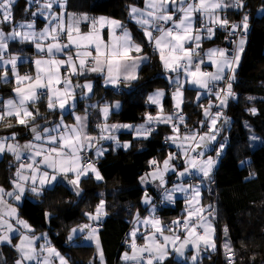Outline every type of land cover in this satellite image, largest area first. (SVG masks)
<instances>
[{"label": "snow or ice", "instance_id": "6c2138e0", "mask_svg": "<svg viewBox=\"0 0 264 264\" xmlns=\"http://www.w3.org/2000/svg\"><path fill=\"white\" fill-rule=\"evenodd\" d=\"M14 3L15 0H0V24H12V30L9 32L0 29V66L4 68L0 71V82L14 81L15 83L12 88L14 95L0 101V122L4 127L11 128L13 127L12 118H14L16 125L24 126L31 131L32 138L21 145L15 142L16 132H13L11 137H0V154L10 153L19 164L15 173L16 180L13 181V190L6 191L0 187V244H12L13 237L10 234L19 231L20 228L25 230L20 233L19 242L12 244L17 253L13 264H52L53 257L58 264H69V261L48 243L46 234L43 236L44 243L39 244L38 248L35 246L39 238L29 234L32 232L30 226L16 215V208L5 201V195L19 201L21 196L29 191L34 197L39 198L46 192H54L57 187L63 186L59 179L62 177L71 185L75 195L81 197V177L94 178L97 182L103 179L95 162L83 158L88 149H94L95 157L99 158L105 149L96 147V142L109 140L113 142V150L116 147L127 150L130 142L120 143L116 136L118 129H127L132 132L134 138L147 140L161 124L170 126L172 134L167 135L165 141L175 144L178 151L170 152L162 162L155 158L149 159L148 166L152 171L141 176L140 181L145 183L148 177H151L153 181L158 180V187L163 189L160 194L162 203L173 202L176 192L184 194L185 203L188 205V215L184 217L182 227L186 235L179 247L176 246V241L180 240L179 235L174 237L164 235V232H172L181 225L178 221H173L170 227L162 226L155 216V207L151 206V198L145 194L143 203L149 205L150 215L144 217L143 224L146 228L150 225L152 233L145 236L144 245L138 247L135 243L136 229H133L132 252L131 254L125 252L121 259L126 264L127 262L160 264L168 254L167 246L170 243L178 255H183L185 246L191 244L194 250L191 257L192 264L197 262L201 244L205 250L214 251L216 247L212 239L214 229L203 215L204 212L212 209V206L205 208L200 205L199 184H174L171 189H168L165 186L164 177L165 173L173 172L180 179H184L186 175L193 179L200 176L210 178L216 158L207 155L209 144L215 142L213 150L217 158L226 149L227 137L224 142L217 140L221 130L217 125L229 98H235L232 81L235 79V71L244 51L243 37L249 30V15L244 11L245 0H143L142 8L130 4L128 16L142 30L141 42L135 41L121 21L67 11V0H42V2L28 0L30 6L37 5L32 16H43L48 21L44 28L37 32L34 23L30 20L12 23ZM227 9H234L237 14L243 13L238 23L230 22L227 16L220 15ZM28 10L25 9V11ZM197 15L200 18L199 27H196L194 22ZM82 23L86 25V30L81 28ZM217 26L229 36L237 37L235 41H232L234 47L231 55L225 48L202 49L204 40H211L215 35ZM104 28H107L106 40L102 36ZM117 30H119L118 33ZM143 40H147L148 45L159 53L160 62L165 72L169 74L170 85L175 84V90L172 93L173 112L170 114L163 112L160 100L165 93L163 90H157L148 96V102L156 105L155 116L146 112L144 122L137 125L97 123L99 135H90L86 131L87 109L99 107L101 115L107 121L110 107L119 109L120 104L119 102L112 105L107 102L103 105L86 104L84 115H76L75 89L77 87L81 89V99L86 101L90 99L89 93L93 90V84L87 78L89 73H100L105 85L110 84L114 88L120 83L125 86L130 85L137 79L136 72L139 66L147 60L146 56L141 55ZM9 41L30 42L35 45L36 58L31 61V64L35 66L34 76L27 73L20 75L17 72L19 58L16 55L5 58ZM45 41L48 42L45 43ZM205 61L210 65L211 71L207 70V66L202 67ZM23 62L28 63L27 60ZM8 65L11 66L12 81L9 80ZM172 74H175L174 80L171 78ZM73 77H83L85 83L73 84ZM221 81H225V87L218 88L217 84ZM185 85L194 86L197 89V100L202 94L200 90H203L210 96L214 94L219 101V104L214 106L209 100L207 108L200 105L204 109L205 116L201 125H207V132L196 130L183 134L180 132L181 123L187 127L185 117L181 113ZM45 97L49 111L56 108L61 110V120L51 127L36 123V119L40 116L38 102ZM248 99L253 98L248 97ZM70 101L75 123L66 124L63 112L67 111L66 105ZM30 107L36 109L35 113L30 110ZM248 111L255 115L257 110L253 107ZM223 120L224 124L228 123L227 117H223ZM217 144L218 147H216ZM25 152L27 153L26 161L22 160ZM206 155L207 159H204ZM180 159L184 161L182 171L172 163L173 160ZM254 175L255 173H250V176ZM103 195L100 193L101 197ZM104 205V199H100L95 213L85 212L84 216L89 221L99 220L106 214ZM209 215L211 216V212ZM45 217L49 218V213L45 212ZM192 217L198 218L199 223L190 222ZM133 219L139 222V216ZM12 220H15L20 228H14ZM200 228L203 232L199 231ZM77 232L83 235L86 241L94 243L99 253L100 245L95 228L90 224H81L71 229L68 240L72 241ZM156 233L160 235L157 236ZM223 247L227 264H234L235 254L231 245L225 242ZM100 260L103 264L102 253H100Z\"/></svg>", "mask_w": 264, "mask_h": 264}, {"label": "trees", "instance_id": "16d2710c", "mask_svg": "<svg viewBox=\"0 0 264 264\" xmlns=\"http://www.w3.org/2000/svg\"><path fill=\"white\" fill-rule=\"evenodd\" d=\"M142 1L67 0V11L87 13L90 17L106 16L121 21L130 29L135 41L141 42V30L130 21L128 6L135 4L141 7ZM245 5L244 10L249 15L246 46L232 81L235 98L229 100L222 116L228 119L226 126L222 125L220 136L227 137L226 149L215 167L212 190L208 195L203 190L202 196V205L205 208L212 206L206 212L214 209L216 250L203 255L196 264H227L225 251L222 250V234L225 229L227 233L224 239L235 254L234 264H264V0H246ZM25 9V0L14 3L13 22L27 18L28 11ZM259 10L263 11L261 15H258ZM238 19L239 15L233 11L231 22L237 23ZM10 25L11 23L2 24L5 31ZM225 33H221V38L216 43H222ZM142 47L149 59L140 67L132 91L115 95L97 85L103 99L110 95V98L121 101L122 108L118 113L112 114L109 120L111 123L136 124L143 120L146 112L154 114V107L147 106L145 100L156 89L165 93L163 106L167 113L173 112L170 99L173 87L169 84L157 56L151 53L144 40ZM8 49L11 53L32 54L30 47L17 42H10ZM10 85L12 82L1 84L0 97L10 93ZM195 96V91L185 88L181 113L187 127L181 123V133L204 128L201 125L204 109L200 105L205 107L208 100L212 104L216 100L213 96L212 99L206 100L204 97L195 101ZM97 97L99 95L94 93L89 101L96 100ZM248 97L253 99L249 100ZM253 107L257 110L256 114L249 115L246 110ZM249 132L261 136L260 144L254 149L249 146ZM170 133L171 129L166 125H159L147 140H136L131 134L121 133L120 138L130 142V147L127 150L109 151L96 161V167L103 177L100 182H95L92 178L81 180V197L75 196L64 185L39 198L25 197L17 207L18 216L28 223L33 233L47 232L52 246L70 264H91V260L96 264L93 248L79 244L82 236L76 239V244H70L67 236L74 226L87 223L84 213L93 212L100 199H104L106 215L100 221L101 228L97 233L105 264H113L122 251L121 242L124 236H128L133 217L145 212L142 196L146 190L140 185V177L152 170L148 166L149 159L161 161L166 153H172L173 149L165 141V136ZM7 162L6 159L0 161V185L5 187H9L12 178V168ZM250 173L255 175L250 176ZM100 193L104 194L103 197ZM155 195L156 192L153 193V199ZM182 206V199H177L172 206L163 207L158 217L167 223L180 214ZM45 212L49 213V218L45 217ZM0 256L3 259L2 264H11L17 258L12 245L0 246ZM160 264L185 263L171 256Z\"/></svg>", "mask_w": 264, "mask_h": 264}, {"label": "crops", "instance_id": "0c3cea01", "mask_svg": "<svg viewBox=\"0 0 264 264\" xmlns=\"http://www.w3.org/2000/svg\"><path fill=\"white\" fill-rule=\"evenodd\" d=\"M17 0H15L16 2ZM143 7V1H142V6L141 8ZM36 11L35 9H30L27 13V18L24 20H21L23 22L25 21H32L35 25V30L37 32H39L40 30H42L44 27L42 24L43 23V19L44 17L43 16H35L33 17L32 16V12ZM233 11H235L234 9H227L225 11H222L220 13L221 16H227V18L229 19V21L231 22V14L233 13ZM263 13L262 10H259L258 11V15H261ZM178 15V13H177ZM100 17V16H98ZM106 17V16H104ZM139 30H141L135 23L134 21L130 20ZM199 21H200V18L199 16L197 15L195 18H194V22H195V26L196 27H199ZM124 25V24H123ZM81 28L83 30H86V25L85 24H81ZM129 32L131 33L130 29L128 28ZM119 32V30H117V33ZM224 30L221 29L220 27H216L215 28V35L213 36V38L211 40H207L205 39L203 44H202V49L203 50H207L209 48H224V46L222 45V43L220 42H217L218 40H220L221 38V33L223 34ZM132 34V33H131ZM141 34L143 36V32L141 30ZM102 36L104 37V39L106 40L107 39V28H104L102 29ZM245 39V45H244V49H245V46H246V41H247V38H246V35L243 37ZM146 42V45H148V42L147 40H144ZM11 42H17L18 44H22V45H26L28 47L31 48L32 50V54L31 55H22V54H17V53H6L5 52V58H9L11 55H16L18 58H19V62H18V66H17V72L20 74V75H24V74H29V75H32L34 76L35 75V66L31 64V61L36 58V48H35V45L31 44L30 42H20V41H11ZM48 41H45V43H47ZM65 42H66V36H65ZM10 43V42H9ZM148 47L150 48L149 50H151V53L152 54H155L159 60V63H160V66L161 68L163 69L164 73L166 74L167 76V80L169 82V74L165 72L164 68H163V65L161 64L160 62V59H159V53L158 52H155L153 50V47L149 46ZM263 52H264V48H263ZM243 54V52H242ZM242 54H241V58H242ZM132 55H136L135 53H132ZM141 55L143 56H146L147 57V60L142 63L139 68L137 69V72H136V75H137V79H138V71L140 69V67L145 64L146 62H148V59H149V56L147 54V52H143L141 53ZM27 60L28 63H24L23 61ZM241 61V60H240ZM207 66V70L211 71V67L210 65L208 64L207 61H205V65H202V67H205ZM239 66V64H238ZM237 66V68H238ZM236 68V70H237ZM4 68L2 66H0V71H3ZM7 70H8V73H9V80H13V78L11 77V66L8 65L7 66ZM183 76V73L181 72V77ZM172 77V76H171ZM87 78L88 80H90L93 84V90L92 92L89 93V96L90 98H92L94 96V93L98 94L99 97H97L96 100H93V101H89L90 99H88L87 101L86 100H83L81 99V89L79 87H77L75 89V101H76V109H75V114L76 115H81L83 116L84 113H85V106L86 104H99V105H103L105 102H107L109 105H112L113 103L115 102H119L120 104V108L119 109H116V108H111L110 107V110H109V115H108V118H107V121L104 120V117L101 115L100 111H99V107L93 109V108H88V109H91L92 112L90 114H88V125H87V129L86 131L92 135V136H98L99 135V129H97L96 125L97 123H100V124H104L105 122L109 125L111 124H122V123H111L109 122L111 116L113 113H118L121 108H122V104H121V101L118 100V99H115V98H110L111 96L109 95L108 97H106L105 99L104 96L102 94H100V91H99V88H98V84L101 86V88L104 90V91H108L110 92L112 89H113V86L112 85H105L104 83V79H103V76L100 74V73H89L87 74ZM136 79V80H137ZM136 80L132 81L130 85L128 86H125L123 83L121 85V89L123 90V92H129V91H132L133 89V83L136 82ZM72 83L73 84H79V85H83L85 83V79L83 77H73L72 78ZM222 83V82H221ZM1 84H6V83H3V82H0V86ZM220 85V82L217 84V86ZM15 86V83L14 81L12 82V85L9 86L10 88V93L8 95H4V96H1L0 97V101H2L3 99H8V98H11L14 93H12V88ZM185 88H188V89H191L193 91H197V89H195L194 86H188V85H185ZM96 90V92H94ZM102 90V91H103ZM201 93H207V92H204L203 90H200ZM112 92V91H111ZM153 92V91H152ZM151 92V93H152ZM102 93V92H101ZM150 94V93H149ZM108 99H111V100H108ZM100 100H103L101 103H99ZM195 101H197V97L195 96ZM206 100H207V96H206ZM229 102V101H228ZM71 101L69 102L68 105H66V108H67V111L63 112V119H64V122L66 124H73L75 123L74 121V118L72 116V112H73V109L72 107L70 106L71 105ZM228 104V103H227ZM37 107L40 109V116L36 119V123L39 124V125H47L49 127L53 126L55 123H59V121L61 120V110L59 108H56L55 110L53 111H49L47 109V100H46V97L44 99H42L40 102H38V105ZM87 109V110H88ZM250 109V108H248ZM248 109L246 110V112L249 114V115H253L251 114ZM30 110L33 111L35 113L36 109L35 108H31L30 107ZM173 111V110H172ZM46 118V119H45ZM222 121L220 122V120L218 121V126L221 127V125H223V122L224 120L221 119ZM12 123H13V127L11 128H6L3 126V123L0 122V137H4V136H7V137H11L12 133L13 132H16L17 133V138H16V141L15 142H18L19 144L23 145L25 142L31 140L32 138V133L31 131L27 130L24 126H20V125H16L15 124V120L14 118H12ZM221 123V124H220ZM129 125H135V124H129ZM161 125H165V124H161ZM168 127H170L169 125H166ZM221 129V128H220ZM41 131H42V128H41ZM121 133H128V134H131L132 138L133 139H136V140H140V139H143V138H134V136L132 135V132L127 130V129H123V128H120L116 131V136H117V139L120 141V143H123L124 141L120 138V134ZM220 133H221V130H220ZM219 133V134H220ZM183 134V133H181ZM220 137V136H219ZM261 142V141H260ZM167 146L169 145L170 146V143L169 142H166ZM260 144V143H259ZM96 147H100V148H103L105 149L103 155L109 151H116V149H124L123 147L121 148H118L116 147L115 150H113V142L112 141H109V140H100V141H97L96 142ZM173 151L172 153H176L173 146H170ZM85 153L88 154L89 158L91 160H93L95 162V166H96V161L99 159V158H102V156H100L99 158H96L95 157V151L94 149H88ZM26 157H27V153L25 152L23 155H22V160H25L26 161ZM6 159L8 162V166L10 168H12V178L9 182V187H5L3 185H0V187L4 188L6 191H12L13 190V181L16 180V176H15V173H16V169L19 167V164L15 161L14 157L10 154V153H3V154H0V161ZM39 159V158H37ZM182 160V159H181ZM43 167V166H41ZM71 175V174H70ZM145 175V174H144ZM143 175V176H144ZM167 174H165L166 176ZM89 176H91V173H89ZM174 175L173 174H170L167 178H168V182L171 181V180H175V178H173ZM87 177H81V180L83 179H86ZM62 185L66 186L71 192L72 190L69 188V184L67 183V181L63 180L62 177L59 178ZM95 182H97L94 178H92ZM100 182V181H99ZM168 182L165 184V186L168 184ZM20 183H24L23 181H20ZM29 184L31 183L30 181L28 182ZM140 185L142 186V188H144L146 190V192L148 193L147 195L151 198V202H152V199H153V193L157 192V191H160L161 188L158 187L159 185V181H153L150 177H148L146 179V182L145 183H141L140 181ZM169 189V188H168ZM73 193V192H72ZM75 195V194H74ZM76 196V195H75ZM25 197H29V198H32L34 199L35 197L31 194V192H28L26 191L22 196H21V199L19 201H16L14 198H9L8 196L5 195L4 199L5 201H7L8 204H10L11 206L15 207L16 208V215L18 216V205L21 203V201L25 198ZM177 200V199H176ZM166 206H172L173 204H170L168 202H164ZM182 204H183V201H182ZM143 207L145 208V212L141 215H139V220H140V217L141 216H144L145 214H147L149 211V205L148 204H143ZM152 206V205H151ZM153 207V206H152ZM183 207V206H182ZM96 208V206H95ZM95 210V209H94ZM104 212H105V209H104ZM183 214L184 211H182ZM205 213V212H204ZM203 213V215H204ZM106 214L102 215L101 216V221L103 220V218L105 217ZM158 219H160L159 217H157ZM7 219V217H6ZM198 220V218L196 217H192L190 218V222H195ZM180 221H184V218H182ZM179 221V222H180ZM160 222H161V225L166 227V225L168 223L171 224V221H168L167 223H165L163 220L160 219ZM11 223H13L14 225V228H16V221L15 220H12ZM88 223V222H87ZM95 223V222H94ZM96 223H99L100 224V221L99 222H96ZM136 224H138L137 222H135ZM135 223L131 226L132 230L134 229V225ZM86 224V223H85ZM172 225V224H171ZM167 228V227H166ZM175 231V230H174ZM200 232H202L201 228L199 229ZM168 232V231H167ZM185 231L183 230V233ZM17 232H14L12 234H10V236L13 237V241H12V244L14 243L15 241V235H16ZM141 236V235H140ZM140 236H138V234L136 233V239H137V246L140 245V241H141V238ZM128 237H129V231H128ZM130 238V237H129ZM82 239V238H81ZM139 240V242H138ZM216 243V242H215ZM7 244V243H5ZM100 244V243H99ZM7 245H10V244H7ZM130 254V251L128 252ZM203 256V254H201ZM201 256V257H202ZM200 260V259H199ZM198 262V261H197ZM196 262V263H197Z\"/></svg>", "mask_w": 264, "mask_h": 264}, {"label": "rangeland", "instance_id": "374dc122", "mask_svg": "<svg viewBox=\"0 0 264 264\" xmlns=\"http://www.w3.org/2000/svg\"><path fill=\"white\" fill-rule=\"evenodd\" d=\"M26 1V9H35L36 10V8H37V5H35V4H32L31 6L29 5V3H28V0H25ZM41 2H42V0H41ZM28 10V11H29ZM44 21H43V23L42 24H44L45 22V24H47L48 23V21L47 20H45V19H43ZM17 22H23V21H17ZM16 21L15 22H13V23H17ZM45 24L43 25V27L45 26ZM0 29H3V26H2V24H0ZM12 30V24L10 25V28L8 29V30H4L3 29V31H5V32H9V31H11ZM9 42H11V41H9ZM9 42H8V44H9ZM11 50H7L6 51V53H10L11 54V52H10ZM173 80L175 79V74H172V77H171ZM222 82V81H221ZM220 82V83H221ZM170 84V83H169ZM172 85V90H171V95H170V99H171V110H173V101H172V93H173V91L175 90V84L173 83V84H171ZM157 90H161V89H156V90H154L152 93H155ZM152 93H150V94H152ZM195 95H196V92H195ZM208 94L207 93H202L201 94V97H200V99L199 100H201V99H203L204 97H206ZM148 96H149V94L147 95V97H146V100H145V104L147 105V106H150V107H154V109H155V111H154V114H152L153 116H155L156 115V112H157V109H156V105H153V104H151L150 102H148ZM163 99H164V96L163 97H161V100H160V103H161V105H162V108H163V112L165 113V114H169V113H167V111L165 110V108H164V106H163ZM231 98H229V100H230ZM199 100H197V101H199ZM228 100V101H229ZM209 101V100H208ZM207 101V103L205 104V107L204 108H207L208 107V104H209V102ZM181 106H182V104H181ZM223 110H225V107L223 108ZM183 115V114H182ZM203 117H204V120H205V116H204V110H203ZM221 119H223V117L221 118ZM220 119V120H221ZM144 122V118H143V120L141 121V122H138V123H136L135 125H137V124H142ZM223 124H224V122H223ZM204 126V128H202L201 127V129H200V131L201 132H207V125L205 124V125H203ZM226 126V124H224V127ZM218 127H220V126H218ZM222 129V128H221ZM172 133H170V134H168V135H171ZM219 136H221V133L220 134H218V136H217V140H219V141H221V142H224L225 141V137H226V135H222V137H219ZM166 137V136H165ZM249 137H254V139H249V146H250V148L251 149H254V148H256V146H258V144L260 143V141H261V136H259L258 134H256L255 132H249L248 133V138ZM169 143H170V146H173V148H174V150H175V152H177L178 151V149H177V147H176V145L175 144H173V143H171L170 141H169ZM122 144V143H121ZM213 144H215V142H212L211 144H209V147H208V150H207V155H211L212 157H214V158H216V164H215V166H214V168H213V171L210 173V178H203L202 176H200L199 178H201L199 181L198 180H194L192 177H189V176H185V178L184 179H180V178H178L177 176H176V174L175 173H173V172H168V173H165V174H167L164 178H165V182L167 183L168 182V176L170 175V174H173L174 175V177L173 178H175V180L173 181V183L170 185V182H168V184L167 185H170L169 187V189H171L172 187H173V185L174 184H177V185H179V184H192V185H197V184H199V186H200V205H202V196H203V190H205V193L208 195L209 194V192L212 190V178H213V173H214V170H215V167H216V165H217V163H218V161H219V158L220 157H216V152L213 150ZM169 146V145H168ZM169 146V147H170ZM219 145L217 144L216 145V147H218ZM118 148H120V147H118ZM122 148V147H121ZM116 150H125V149H116ZM224 152V151H223ZM168 154H169V152L168 153H166V155H165V157L164 158H166L167 156H168ZM223 154V153H222ZM207 155L204 157V159H207ZM163 158V159H164ZM163 159L161 160V162L163 161ZM183 161V160H182ZM172 163H173V161H172ZM174 164V163H173ZM174 165H176V164H174ZM183 165H184V161H183V164L181 165V167L179 166L178 167V165H176V167L180 170V171H182L183 170ZM162 166V165H161ZM150 171H152V170H150ZM150 171H148V172H150ZM151 178V177H150ZM158 181V180H157ZM69 188L71 189V185H69ZM29 192V191H28ZM73 192V191H72ZM74 193V192H73ZM75 194V193H74ZM145 194H148L146 191H145V193H144V195L142 196V203H143V197L145 196ZM148 196V195H147ZM176 199H182V201H183V208H182V210H181V212H180V214L178 215V216H175V217H172L171 218V224L173 223V221H180L182 218H184L185 216H187L188 215V212H187V209H188V205L185 203V196H184V194L183 193H181V192H176L175 193V195H174V200H173V202H171L170 204H174V201L176 200ZM153 200L154 199H152V202H151V205H152V203H153ZM144 204V203H143ZM153 206V205H152ZM203 206V205H202ZM205 207V206H204ZM182 211H184V213L185 214H183L182 213ZM92 213H95V210L92 212ZM150 215V213L148 212L147 214H145L144 216H141L140 217V220H139V222H138V224H136L135 222L136 221H134V219H132V223H131V225L130 226H132L134 223H135V225H134V229H136V233L138 234V236H140V238H141V243H140V245H138V247L139 246H143L144 245V243H145V236H149L151 233H152V228H151V226L149 225L147 228L145 227V225L143 224V219H144V217L145 216H149ZM213 215H214V212H213V210H212V212H211V216L209 215V212H205L204 213V217H205V219L212 225V227H213V229H214V225H213ZM138 216V215H137ZM19 217V216H18ZM134 217H136V216H134ZM133 217V218H134ZM20 218V217H19ZM157 218V217H156ZM21 219V218H20ZM86 219L88 220V223H86V224H90V223H96V222H99V221H101V217H100V219L99 220H92V221H89V219L86 217ZM23 220V219H22ZM160 220V219H159ZM25 221V220H24ZM26 222V221H25ZM27 223V222H26ZM28 224V223H27ZM78 226H74L73 228H77ZM16 228H20V226L17 224L16 225ZM72 228V229H73ZM201 230H202V232H203V229L201 228ZM25 230L24 229H22V228H20V230L19 231H17V233H16V235L14 236L15 237V241H14V243L13 244H15V243H17V242H19V236H20V233L21 232H24ZM71 231V230H70ZM70 231H69V233H70ZM133 232V230H132V228H130L129 229V237H130V241L133 243V236L131 235V233ZM69 233H68V236H69ZM29 234H34L36 237H38L39 239L35 242V246L38 248L39 247V244H41V243H44V240H43V236L46 234L47 235V232H39V233H33V232H31V233H29ZM96 235H97V238H98V233L96 232ZM156 235L157 236H159L160 234L159 233H156ZM164 235H168V236H176V235H179L180 236V240H177L176 241V246L177 247H179L180 246V244L183 242V239H184V236L186 235V233L184 232L183 233V230H181L180 228H177V229H175V231H172V232H164ZM68 236H67V239H68ZM79 236H82V239H81V241H80V243L79 244H82V245H89V246H91L92 248H93V257H94V259H95V261H96V264H101V260H100V253H102V251H101V247H100V250H99V253L97 252V248H96V245L94 244V243H92L91 241H86L85 239H84V236L83 235H80L78 232H77V234H76V236L74 237V239L72 240V241H69L70 242V244L72 243V244H76L77 243V238H79ZM222 236H223V240H222V250L223 251H225V249H224V247H223V245L225 244V242H227L226 241V239H224V237H225V232L222 234ZM47 239H48V243L52 246V244H51V241H50V239H49V237L47 236ZM162 239V238H161ZM212 239H213V241H214V243H215V229H214V232H213V235H212ZM98 240H99V238H98ZM228 243V242H227ZM3 245H7V244H0V246H3ZM10 245H12V244H10ZM100 245V244H99ZM215 246H216V243H215ZM53 248H55L54 246H52ZM13 249H14V247H13ZM56 249V248H55ZM57 250V249H56ZM215 250H216V247H215ZM214 250V251H215ZM14 251H15V249H14ZM58 251V250H57ZM214 251H212V250H205V248H204V246L201 244L200 246H199V252H198V255H197V261H199V259L201 258V254H203V255H205V254H207V253H212V252H214ZM59 252V251H58ZM131 252H132V248L130 249V254H131ZM193 252H194V250L192 249V247H191V244H188V245H186L185 246V248H184V254L183 255H178L176 252H175V250H174V248H173V246L171 245V243L167 246V256L165 257V259H164V261L167 259V258H169V257H173V259H175V260H178V261H182L183 263H185V264H192V260H191V257H192V255H193ZM15 253H16V251H15ZM60 253V252H59ZM61 254V253H60ZM61 255H63V254H61ZM16 256H17V253H16ZM64 256V255H63ZM65 257V256H64ZM52 259V264H58V261H56L55 260V258L53 257V258H51ZM2 261H3V259H2V257L0 256V264H2ZM13 262L14 261H12L11 262V264H13ZM163 262V261H162ZM162 262H160V263H162ZM90 263L91 264H94L95 262H92V260L90 261ZM69 264H70V262H69ZM103 264H105V262H104V259H103Z\"/></svg>", "mask_w": 264, "mask_h": 264}, {"label": "built area", "instance_id": "2783aa9c", "mask_svg": "<svg viewBox=\"0 0 264 264\" xmlns=\"http://www.w3.org/2000/svg\"><path fill=\"white\" fill-rule=\"evenodd\" d=\"M245 4H246V0H245ZM244 11H245V10H244ZM235 12H236V11H235ZM242 14H243V13L238 14V15H239V19H238L237 23L240 21V19H241V15H242ZM236 39H237V37H235V36H229L227 32H226V33L223 35V37H222V45L224 46L225 49H227L229 55L232 54V50H233V47H234L232 41H235ZM121 85H122V83H120V84H119L117 87H115V88L113 87V89L111 90L112 93L115 94V95H120V94H122V93H123V90L121 89ZM217 87H218V88H223V87H225V81H222V83H220V85H218ZM207 94H208V93H207ZM213 96H215V95L213 94V95L210 96V95L208 94V95H207V99H212ZM217 103H218V101H217V99H216L213 105L215 106V105H217ZM214 110H215V109H214ZM222 111H223V110H222ZM91 112H92L91 109H88V110H87V113H88V114H90ZM220 128H222V125H221ZM83 158H84L85 160H91V159L89 158V156H88L87 153H84V157H83ZM173 163L176 164V165H178V167H179V166L182 165V160H181V159H180L179 161L173 160ZM200 179H201V178H197V179H195V180H198V181H199ZM169 182H170V185H171V184L173 183V180H171V181H169ZM170 185H166V187H167V188H170V187H169ZM162 191H163V189H161L160 191L156 192L155 198H154L153 203H152L153 207H155V209H156V211H155V216H156V217H158V213H159V211H160L163 207L166 206L164 203L161 202V199H160V194H161ZM183 222H184V221H180V222H179V224L181 225V227H179V228H180L181 230H184L183 227H182ZM196 223H199V221L197 220ZM90 225H91L93 228L96 229V232H98V231L100 230V228H101V225H100L99 223H90ZM170 226H171L170 223H168V224L166 225V227H170ZM130 228H131V227H130ZM135 243H136V245H137V239H136V238H135ZM131 245H132V242L130 241V238H128V236H124L123 239H122V242H121L122 251L119 253L117 260H115L113 264H126V262H125L124 260L121 259V256H122L125 252H129V251H130V249H131ZM128 250H129V251H128ZM226 260H227V258H226ZM127 264H130V262H127Z\"/></svg>", "mask_w": 264, "mask_h": 264}]
</instances>
